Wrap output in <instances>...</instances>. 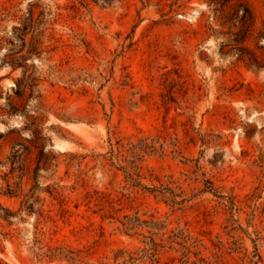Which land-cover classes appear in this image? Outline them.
<instances>
[{
    "label": "rangeland",
    "instance_id": "rangeland-1",
    "mask_svg": "<svg viewBox=\"0 0 264 264\" xmlns=\"http://www.w3.org/2000/svg\"><path fill=\"white\" fill-rule=\"evenodd\" d=\"M239 1L248 30L233 2L0 0V264H264V0Z\"/></svg>",
    "mask_w": 264,
    "mask_h": 264
},
{
    "label": "trees",
    "instance_id": "trees-1",
    "mask_svg": "<svg viewBox=\"0 0 264 264\" xmlns=\"http://www.w3.org/2000/svg\"><path fill=\"white\" fill-rule=\"evenodd\" d=\"M208 1L212 4H215V5H217V4L225 5V4H228L230 2H233L234 12L232 13V16H231L232 19L235 22H239L241 27L243 29H246V30H248V28L252 25V23H253L252 13L249 10V8L243 2H240L239 0H208ZM32 52H33V49H31L30 53H32ZM25 59H26L25 56H21L19 58L14 59L13 61H11L12 67H20V66L24 67L23 61ZM30 81L32 82L33 79ZM29 85L33 86V83H31ZM16 145L19 146V148L15 149V150L13 149V151H12L13 163H15L17 161V159L21 156L19 149L21 147H23V145L20 143H17ZM37 169H38V167H36L35 172H37ZM128 178L130 179V181L132 182L133 185H140V182L136 178L133 177L132 173H128ZM150 191H153V189H150ZM165 191H166V189H163V191H161V192H165ZM169 193L171 194L170 196H171V202L172 203L181 204L185 201L184 199L177 200L176 199L177 195L174 194L172 191H169ZM35 201H36V199H33L31 201V203L28 204V206L24 207V210L26 212H31L33 210V203Z\"/></svg>",
    "mask_w": 264,
    "mask_h": 264
}]
</instances>
